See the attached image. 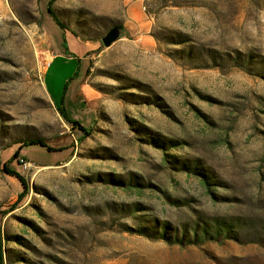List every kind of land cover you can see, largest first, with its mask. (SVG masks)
I'll return each instance as SVG.
<instances>
[{
	"label": "rangeland",
	"instance_id": "obj_1",
	"mask_svg": "<svg viewBox=\"0 0 264 264\" xmlns=\"http://www.w3.org/2000/svg\"><path fill=\"white\" fill-rule=\"evenodd\" d=\"M52 8L99 42L44 73L46 4L0 0L2 263L264 264V0H142L136 34L123 0Z\"/></svg>",
	"mask_w": 264,
	"mask_h": 264
},
{
	"label": "trees",
	"instance_id": "obj_2",
	"mask_svg": "<svg viewBox=\"0 0 264 264\" xmlns=\"http://www.w3.org/2000/svg\"><path fill=\"white\" fill-rule=\"evenodd\" d=\"M54 1L55 0H49L48 3H47V6H46L47 16L51 19V21L55 24V26L60 31H68L74 37L79 38L75 34V32L73 31V29L71 27L66 26L65 23H63L57 17L56 11L52 8V3ZM104 20L108 21L107 19H104ZM117 26L120 27V28H122L120 25H117ZM80 40L83 41V42H88V43H96V42H99L98 39H96V38H92V39H88V40H82V39H80ZM60 46H61L62 50L64 51V53L67 54L68 51H67V48H66V45H65V41H64L63 35L61 36ZM75 75H76V73L73 74V76L68 80V82H70L74 78ZM66 85L64 86L63 91L66 90ZM55 108L59 112V114L61 115V117L68 124L71 125L72 130L78 129L80 132H82L83 135L80 137V139H82L87 132H86L85 128L79 124L78 121L71 120L68 117L67 112H66V110L64 108V105H63V100H61L59 106H55ZM19 148L20 149H27L28 150L27 152H29L30 150H33V149H37V150L38 149H41V150H45V152L47 154L57 153L59 155L60 154L63 155V154H66V152L68 150L71 151L72 145L69 144V145H65V146L58 147V148H54V147L49 146L44 140H41V139H33V140H28V141L23 142L20 145ZM17 156H18V152L15 151L9 161L4 162V163H1L0 168H1V170H3V172H5L7 174H10V175L16 176L19 179V181L21 182V184H22V181H23L22 177L18 173H16L12 169H10V167H9V163L12 161V159H15ZM22 188H23V192H21L19 194V199H22L23 198V193L26 190L23 184H22ZM1 255L2 254H1V245H0V264H3L2 263V256Z\"/></svg>",
	"mask_w": 264,
	"mask_h": 264
},
{
	"label": "crops",
	"instance_id": "obj_3",
	"mask_svg": "<svg viewBox=\"0 0 264 264\" xmlns=\"http://www.w3.org/2000/svg\"><path fill=\"white\" fill-rule=\"evenodd\" d=\"M48 1L49 0H41V2L46 4V6H47ZM141 2H142V0H123V4H124V6H126L125 16L129 22H131V20H133V22H131V24L133 25V28L135 30V31H133L134 34H136V32H137L136 28H137V30L139 28V26L137 27L135 25V23L140 18L139 9L141 7ZM62 35L64 37V41H65V45H66L68 53L66 54L62 50V48L60 46V42H61L60 40L56 39L55 37H51L53 50H52V54L50 55L49 61L46 63L44 73L47 72L48 68L50 67V65L52 64V62L54 61V59L57 56L60 57L65 62L66 61H70V62L75 61L76 63H79L80 61H85L87 63V60H89V57H87L86 54H88L92 50H96V48H97V44H91L88 42H83L79 38L74 37L68 31H61V36ZM72 70H73V68H69L70 72ZM84 79L85 78H83L81 80L80 87H79L80 97H82V95H83L82 86L84 85L83 84Z\"/></svg>",
	"mask_w": 264,
	"mask_h": 264
},
{
	"label": "water",
	"instance_id": "obj_4",
	"mask_svg": "<svg viewBox=\"0 0 264 264\" xmlns=\"http://www.w3.org/2000/svg\"><path fill=\"white\" fill-rule=\"evenodd\" d=\"M124 35L125 31L122 28L113 26L100 38V41L104 48H108L111 46V44L122 38Z\"/></svg>",
	"mask_w": 264,
	"mask_h": 264
}]
</instances>
